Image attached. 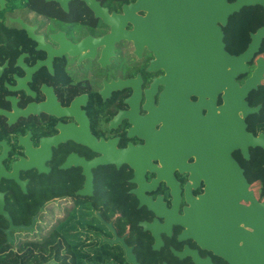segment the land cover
Instances as JSON below:
<instances>
[{
  "label": "flooded vegetation",
  "instance_id": "obj_1",
  "mask_svg": "<svg viewBox=\"0 0 264 264\" xmlns=\"http://www.w3.org/2000/svg\"><path fill=\"white\" fill-rule=\"evenodd\" d=\"M91 1L115 16L135 2ZM227 3L240 7L221 27L225 49L233 56L251 50L236 84L252 77L257 61L263 71L244 98V116L232 104L228 117L220 110L207 117L201 107V119L192 122L203 141L213 131L230 149L231 164L213 168L218 185L204 204L218 213L232 207L220 188L237 179L238 168L256 203L264 201V149L247 144L246 158L235 136L240 118L246 133L264 140V0ZM132 29L122 22L123 31ZM110 31L85 0H0L1 208L14 226L27 228L12 231L50 226L42 221L53 212L57 264L91 263L103 255L104 264H231L220 252L237 259L252 228L236 225L246 234L235 246L206 224L197 241L180 221L205 195L209 169L194 168L199 143L193 135L171 139L177 132L171 114L164 134H158L160 118L146 120L158 106V79L165 73L151 65V52L136 51L132 42L120 40L108 53ZM220 96L215 108L223 104ZM216 125L223 135H216ZM251 203L239 201L247 209ZM8 227L0 216V231Z\"/></svg>",
  "mask_w": 264,
  "mask_h": 264
},
{
  "label": "water",
  "instance_id": "obj_2",
  "mask_svg": "<svg viewBox=\"0 0 264 264\" xmlns=\"http://www.w3.org/2000/svg\"><path fill=\"white\" fill-rule=\"evenodd\" d=\"M85 1L94 14L104 17V23L111 27L110 33L104 37L108 53L112 52L114 43L120 40L132 42L136 51L145 48L151 52L154 57L151 65L165 73L158 79L163 86L158 106L147 115L146 120L148 121L152 115L160 118L162 126L158 134H164L168 130L166 118L171 114L174 118L173 131H177L176 138L171 139L177 143L183 142L185 135L189 134L199 143L198 150L194 147L192 151L196 157L194 168L201 169L204 165L209 169L210 175L205 177V195L191 203L180 221L197 241L198 233L206 231L200 226L206 224L211 231L224 233L225 239L231 238V243L235 246L237 237H244L246 234L245 230L236 225L243 223L244 226L251 227L253 232L250 238H246L248 241L244 242L242 255L236 253L237 259H234V254L230 255L229 251L220 252V255L231 264H264V201L256 203L247 190L248 185L238 168L236 180L221 182L223 188L220 190L224 191L222 193L225 194L224 199L230 198L229 205H232L230 210L218 213L213 204L211 209L205 208L204 204L213 198L212 193L218 185L214 179L213 168L220 162L223 167L230 166V149L227 144L223 147L219 145V139L214 140L213 131L203 141L200 129L192 124L194 118L201 119V107L207 108V117L213 115L215 110H220L228 117L230 104L234 105L237 111H241L243 116L248 112L244 98L255 84L259 83L263 70L257 61L258 68L252 77L239 87L235 77L245 72L244 63L251 55V50L247 49L238 56L231 55L225 49L221 30V27L226 25L228 15L238 10L240 4H229L227 0H135L134 3L122 7L121 16H115L109 15L106 9L101 11L97 4L91 3V0ZM137 12L144 15L137 16ZM122 22L131 23L133 29L129 32L123 31ZM218 94H221L223 104L215 108L214 103ZM191 96L197 97L198 101L191 102L189 100ZM231 112L233 116L236 115L234 110ZM244 127L243 120L237 118L236 143L242 148L243 156L247 158L245 146L248 144L264 149V140L261 136L255 138L246 133ZM215 133L218 136L223 135L225 131L216 125ZM165 142L166 140L163 143ZM240 200L252 201V209L239 204ZM1 204L0 198V216L9 223V227L3 232L9 240L13 229L27 228L22 225L14 226L9 215L2 210ZM200 206L205 209H201ZM250 214L253 220L250 219ZM211 223L219 230L213 229ZM222 248L230 249V246Z\"/></svg>",
  "mask_w": 264,
  "mask_h": 264
},
{
  "label": "trees",
  "instance_id": "obj_3",
  "mask_svg": "<svg viewBox=\"0 0 264 264\" xmlns=\"http://www.w3.org/2000/svg\"><path fill=\"white\" fill-rule=\"evenodd\" d=\"M43 220L52 222L49 227L37 225L35 229L16 230L6 234L0 231V264H57L58 239L56 235L53 212L45 215ZM66 223L71 222L68 218ZM69 241H65L70 247ZM104 251V246H100ZM92 258V262L76 261L74 264H104V255Z\"/></svg>",
  "mask_w": 264,
  "mask_h": 264
},
{
  "label": "rangeland",
  "instance_id": "obj_4",
  "mask_svg": "<svg viewBox=\"0 0 264 264\" xmlns=\"http://www.w3.org/2000/svg\"><path fill=\"white\" fill-rule=\"evenodd\" d=\"M43 222H46V224H50V225L52 224V222H47V221H45V220H43L42 223H43ZM43 226H44V225H43ZM46 227H49V225H47Z\"/></svg>",
  "mask_w": 264,
  "mask_h": 264
}]
</instances>
